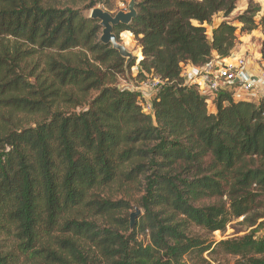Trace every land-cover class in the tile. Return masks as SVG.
Wrapping results in <instances>:
<instances>
[{"label": "trees", "instance_id": "1", "mask_svg": "<svg viewBox=\"0 0 264 264\" xmlns=\"http://www.w3.org/2000/svg\"><path fill=\"white\" fill-rule=\"evenodd\" d=\"M111 1L0 0V264H264V104H210L183 76L237 50L231 21L206 25L239 0H137L114 28L141 50L129 64L84 14ZM137 63L135 80L160 82L151 112L117 82ZM113 184L139 188L134 226L98 194ZM240 217L250 233L210 239Z\"/></svg>", "mask_w": 264, "mask_h": 264}, {"label": "rangeland", "instance_id": "2", "mask_svg": "<svg viewBox=\"0 0 264 264\" xmlns=\"http://www.w3.org/2000/svg\"><path fill=\"white\" fill-rule=\"evenodd\" d=\"M66 1V0H62ZM130 0H112L109 7H105L101 4L97 5L96 7L104 8L105 10L111 12L112 14L117 13L120 10H128V3ZM88 2L79 3L77 5L78 8L84 9ZM258 9L256 18L259 22V26L252 30V32L248 33L246 31H241L242 24L240 23L239 15L245 12L248 9ZM84 14L90 15L91 10L85 9ZM222 21H231L235 26L238 27L237 29V37L239 38V43L237 45V50L235 51L238 54H245L249 55L251 59L257 60V58L261 55V50L264 46V0H239L237 3V7L235 10L228 16L225 17L223 12H219L214 16V20L212 23L206 25L207 27V35L210 37L212 36L213 28L218 25ZM121 42L124 43L127 48L134 53L137 58H141V50L138 46L137 41L135 40L133 35L128 33H121ZM141 69L139 64L132 69L131 75L121 76L118 78L117 82L120 87L127 88L131 90H137L140 92V102L143 104L146 112L152 111L151 106V97L154 91L159 87V85L154 86L153 79L148 78L145 81H138L135 80L133 77L137 74V72ZM191 66H184L183 74H191L192 73ZM189 77H187L188 79ZM212 109L213 106L211 107ZM210 108V109H211ZM98 194L103 199H110L116 201V204H119L118 214H115V217H123L128 218L131 221V214L138 212L137 219L141 215L144 214L143 208L139 205V200L141 198V193L139 188L132 187V188H123L118 184H113L109 187L102 188V190L97 191ZM218 199L206 200V204H212ZM224 200H226L224 198ZM120 202V203H119ZM85 211V210H84ZM88 220L96 221L98 224L102 226L110 225V221L108 217L102 215H87ZM243 217L239 219H235L232 223L227 226L226 232L216 231L212 235L210 239H215L216 241L228 239L235 236H242L246 233H250L252 231V227L246 226V224H242L241 221ZM114 225V224H112ZM116 225V224H115ZM256 227V226H255ZM193 231L198 234H204L205 231L201 230L199 227H193ZM264 229L258 231L257 235L262 234ZM141 240L148 241L149 237L145 235L140 236ZM207 256V255H206ZM218 259L222 261L223 264H235V258L228 256V255H219ZM190 264V263H189Z\"/></svg>", "mask_w": 264, "mask_h": 264}, {"label": "built area", "instance_id": "3", "mask_svg": "<svg viewBox=\"0 0 264 264\" xmlns=\"http://www.w3.org/2000/svg\"><path fill=\"white\" fill-rule=\"evenodd\" d=\"M251 58L234 52L228 58H213L203 66H195L191 74L183 76L189 77L185 78L187 82L195 84L210 104L221 92L235 100L264 104V58ZM153 82L154 86L160 85L157 79Z\"/></svg>", "mask_w": 264, "mask_h": 264}, {"label": "water", "instance_id": "4", "mask_svg": "<svg viewBox=\"0 0 264 264\" xmlns=\"http://www.w3.org/2000/svg\"><path fill=\"white\" fill-rule=\"evenodd\" d=\"M137 0H130L128 3V10H120L115 14L105 10L101 7H95L91 10L90 17L98 19L102 26L101 41L105 44H111L113 48L118 50L120 55L126 59L129 64L135 57L134 53L130 51L127 46L122 43L114 32L115 26L119 24H129L137 15L136 10ZM138 212L131 214V226L136 222Z\"/></svg>", "mask_w": 264, "mask_h": 264}, {"label": "crops", "instance_id": "5", "mask_svg": "<svg viewBox=\"0 0 264 264\" xmlns=\"http://www.w3.org/2000/svg\"><path fill=\"white\" fill-rule=\"evenodd\" d=\"M188 66H191L192 68H195V66H193V65H191V64H189ZM188 66H187V67H188ZM187 77H188V76L186 75L185 78L187 79Z\"/></svg>", "mask_w": 264, "mask_h": 264}]
</instances>
